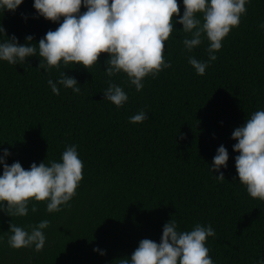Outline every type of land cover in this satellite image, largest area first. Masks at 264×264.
Returning a JSON list of instances; mask_svg holds the SVG:
<instances>
[{
    "label": "trees",
    "instance_id": "obj_1",
    "mask_svg": "<svg viewBox=\"0 0 264 264\" xmlns=\"http://www.w3.org/2000/svg\"><path fill=\"white\" fill-rule=\"evenodd\" d=\"M33 3L23 0L14 12L0 10L7 35L20 44L28 35L38 43L59 26L38 16ZM178 3L182 16L183 0ZM246 8L203 76L188 58L207 61L209 41L188 52L183 45L188 34L174 17L164 51L172 66L146 77L140 92L126 74L106 75V53L89 70L61 63L45 71L37 67L38 55L17 65L0 60V149L10 152L6 163L19 161L29 169L33 162H62L66 147L77 145L84 164L77 194L61 211L48 213L47 201H33L38 211L30 204L25 217L0 211V264H119L140 240L159 242L170 219L181 231L197 223L213 227L216 234L206 247L214 264L264 261V201L251 198L238 181L239 153L231 137L252 113L264 110V0H251ZM7 40L0 33V43ZM61 72L78 81L79 93L60 85L59 95L52 92L47 81ZM110 80L129 97L123 107L104 99ZM141 110L147 119L130 123ZM221 145L229 153L227 167L220 169L223 181L210 168ZM41 220L50 221L42 251L9 247L10 221L30 231L28 225Z\"/></svg>",
    "mask_w": 264,
    "mask_h": 264
},
{
    "label": "clouds",
    "instance_id": "obj_2",
    "mask_svg": "<svg viewBox=\"0 0 264 264\" xmlns=\"http://www.w3.org/2000/svg\"><path fill=\"white\" fill-rule=\"evenodd\" d=\"M250 2L183 0L181 16L178 0H34L36 14L59 22V26L54 31H47L38 43H33L34 37L28 35L25 43L20 44L15 35H7L0 23V33L8 37L7 41L0 43V60L17 65L38 55L40 62L37 67L45 71L60 69L61 63L65 67L78 64L89 70L98 64L101 54L106 53V75L111 78L124 73L135 90L140 92L146 77L155 78L172 66L170 61H165L164 51L165 42L175 31L174 17H179L177 22L182 24L181 30L188 34L183 38L188 52L200 46L205 38L209 41L207 61L193 56L188 58L196 74L203 76L209 64L217 59L215 53L223 47L222 41L233 28L239 27L241 17L247 12L246 4ZM22 3L23 0H0V10L14 12ZM82 7L86 8L83 13ZM260 28L264 29V23ZM47 83L55 95L60 94L58 85L70 88L74 93L81 91L78 81L64 72L57 80L49 79ZM102 92L104 99L117 108L123 107L129 99L123 88L111 80ZM146 119V113L141 110L129 121L137 124ZM231 137L237 141L233 151L239 153L235 156L238 181L251 198L264 201V110L252 113L242 126L234 129ZM77 147L68 145L62 153V162H33L29 169L19 161L11 165L6 163L5 157L10 152L0 149L3 153L0 155V211L12 218L25 217L30 204L31 211L35 213L38 211L36 203L45 201L48 213L61 211V206L68 205L76 196L83 180L84 164ZM228 159L226 147L219 146L210 167L219 172L216 175L219 181L225 179L220 169L227 167ZM11 221L8 230L11 234L7 239L9 247L34 246L36 252L43 250L46 242L43 230L49 227L50 221L41 220L38 224L28 225L30 231ZM215 234L211 225L199 223L190 231H181L177 222L170 219L163 225L159 242L147 238L140 240L130 258H120L119 264H214L206 242ZM2 242L3 237H0ZM101 254L105 253L101 251ZM257 264H264V261Z\"/></svg>",
    "mask_w": 264,
    "mask_h": 264
}]
</instances>
